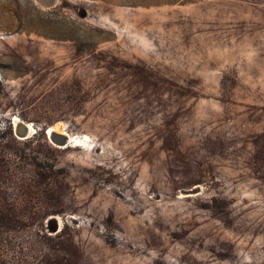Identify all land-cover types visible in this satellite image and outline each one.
Here are the masks:
<instances>
[{
	"label": "rangeland",
	"instance_id": "obj_1",
	"mask_svg": "<svg viewBox=\"0 0 264 264\" xmlns=\"http://www.w3.org/2000/svg\"><path fill=\"white\" fill-rule=\"evenodd\" d=\"M133 1L0 0V264H264V0Z\"/></svg>",
	"mask_w": 264,
	"mask_h": 264
},
{
	"label": "trees",
	"instance_id": "obj_2",
	"mask_svg": "<svg viewBox=\"0 0 264 264\" xmlns=\"http://www.w3.org/2000/svg\"><path fill=\"white\" fill-rule=\"evenodd\" d=\"M183 0H134L133 4H143V6L161 5V4H175Z\"/></svg>",
	"mask_w": 264,
	"mask_h": 264
},
{
	"label": "bare ground",
	"instance_id": "obj_3",
	"mask_svg": "<svg viewBox=\"0 0 264 264\" xmlns=\"http://www.w3.org/2000/svg\"><path fill=\"white\" fill-rule=\"evenodd\" d=\"M15 123H16L17 126L22 125L20 128H21L24 132L27 131V129H28L29 132L32 131V128H33V127H31L30 124H29V125H28V124H26V125H24V124H19V123H21V122H19L18 119L15 120ZM23 126H24V127H23ZM55 126H57V125H55ZM57 127H58V126H57ZM59 127H60V126H59ZM61 127H62V125H61ZM22 130H20V131H22ZM55 130H56V129H53V128H52L49 132H50V133H51L52 131L55 132ZM57 131H58V129H57ZM32 132H33V131H32ZM32 132H31V133H32ZM58 133H59V132H58ZM82 138H83V137H82ZM77 139H78V138H77ZM85 140H86V139H85ZM85 140H84V141H85ZM75 142H76V141H75ZM79 142H80V139H79ZM86 142H87V141H86ZM86 142H84V143H86ZM83 147H84V146H83Z\"/></svg>",
	"mask_w": 264,
	"mask_h": 264
},
{
	"label": "water",
	"instance_id": "obj_4",
	"mask_svg": "<svg viewBox=\"0 0 264 264\" xmlns=\"http://www.w3.org/2000/svg\"><path fill=\"white\" fill-rule=\"evenodd\" d=\"M24 134H25V132H24ZM24 134H23V135H24ZM61 143H62V145H64V144H65V141H64V139H62Z\"/></svg>",
	"mask_w": 264,
	"mask_h": 264
}]
</instances>
